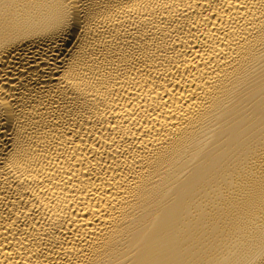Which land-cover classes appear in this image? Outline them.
I'll return each instance as SVG.
<instances>
[{
	"label": "bare ground",
	"instance_id": "bare-ground-1",
	"mask_svg": "<svg viewBox=\"0 0 264 264\" xmlns=\"http://www.w3.org/2000/svg\"><path fill=\"white\" fill-rule=\"evenodd\" d=\"M0 264H264V0H0Z\"/></svg>",
	"mask_w": 264,
	"mask_h": 264
}]
</instances>
